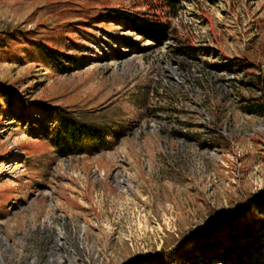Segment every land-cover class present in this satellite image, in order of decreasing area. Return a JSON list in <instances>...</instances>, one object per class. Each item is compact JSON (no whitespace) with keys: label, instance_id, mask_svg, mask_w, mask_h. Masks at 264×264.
Segmentation results:
<instances>
[{"label":"rangeland","instance_id":"374dc122","mask_svg":"<svg viewBox=\"0 0 264 264\" xmlns=\"http://www.w3.org/2000/svg\"><path fill=\"white\" fill-rule=\"evenodd\" d=\"M110 10L157 14L166 34L142 37ZM41 44L62 51L67 71ZM257 74L264 0H181L174 11L0 0V91L13 99L0 110V264H57L28 256L54 208L84 231L72 264H264V209H246L264 193V113L241 107L264 102ZM63 116L98 126L103 145L57 153ZM231 221L244 229L234 242ZM209 223L218 239L200 250L192 236Z\"/></svg>","mask_w":264,"mask_h":264},{"label":"trees","instance_id":"16d2710c","mask_svg":"<svg viewBox=\"0 0 264 264\" xmlns=\"http://www.w3.org/2000/svg\"><path fill=\"white\" fill-rule=\"evenodd\" d=\"M162 5L167 7L170 11H174L177 5L181 0H159ZM114 16H121L125 18L127 23L131 28L142 37L146 38H161L166 34L167 24L164 22L157 14L147 15L145 13L139 14L137 12H126V13H117L116 10H110ZM23 35H26V32H23ZM44 45V44H41ZM43 53H46V59L51 61L54 64V67L59 68L62 71H67L69 64H64L61 58L58 55L62 54V51L59 49L53 48V46H47L46 44L42 49ZM52 51H55L57 54H51ZM238 67H243L240 61L235 63ZM257 85L260 87L261 92L264 94V78L260 75H256ZM0 110L6 106L9 107L13 104L12 92L8 86H5L0 91ZM258 98H251L245 100L246 102L242 104V109L246 113L250 114H263L264 113V102L259 103ZM52 115V113H50ZM55 128L58 131V138L53 141V146L57 153L62 156L69 155L76 150H81L82 147H85L87 141L96 142L102 144L103 135L101 129L89 122L79 121L74 117H57L55 120ZM256 206L257 208L264 209V193H255L250 196V205L246 206V209ZM226 218V217H225ZM231 223V224H230ZM236 224L233 221L229 222L231 226V241L234 242L238 236H243L244 229L239 231L235 229ZM250 227V225H247ZM194 246L200 250H205L206 248L212 247L215 243H210V239H218V229L216 228V223H209L205 227H202L200 230L194 232L193 236ZM239 249V252H246V247L239 246H228V249ZM179 248L173 250L177 251ZM221 258V257H220ZM222 259V258H221ZM170 264V263H166Z\"/></svg>","mask_w":264,"mask_h":264},{"label":"built area","instance_id":"2783aa9c","mask_svg":"<svg viewBox=\"0 0 264 264\" xmlns=\"http://www.w3.org/2000/svg\"><path fill=\"white\" fill-rule=\"evenodd\" d=\"M69 219L68 214L60 209L49 210L41 219L39 234L33 238V242L30 241L28 256L44 258L50 254L57 264H72L76 261L74 257L82 259L84 255L76 256L72 247L74 243L82 247L84 231L72 232Z\"/></svg>","mask_w":264,"mask_h":264}]
</instances>
